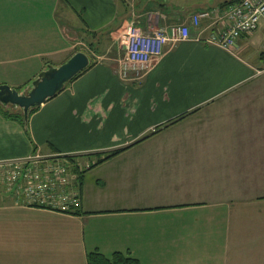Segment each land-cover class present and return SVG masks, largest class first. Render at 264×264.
Here are the masks:
<instances>
[{"label":"crops","instance_id":"obj_1","mask_svg":"<svg viewBox=\"0 0 264 264\" xmlns=\"http://www.w3.org/2000/svg\"><path fill=\"white\" fill-rule=\"evenodd\" d=\"M233 1L0 0V85L20 91L78 52L92 63L29 134L0 114V166L70 157L84 171L73 212L0 190V264H264V24L226 51L196 41L212 21L192 23ZM132 22L191 39L125 74Z\"/></svg>","mask_w":264,"mask_h":264},{"label":"built area","instance_id":"obj_2","mask_svg":"<svg viewBox=\"0 0 264 264\" xmlns=\"http://www.w3.org/2000/svg\"><path fill=\"white\" fill-rule=\"evenodd\" d=\"M202 21H212L210 26L214 29L205 40L198 37L196 41L233 51L241 37L253 34L264 24V0H241L237 4L205 10L192 17L195 27H199ZM190 39V28L186 25L173 26L170 31L157 28L144 32L132 22L119 43V54L125 74L130 66L148 68L163 55L166 46L177 45ZM53 160L48 162L56 164L48 165L42 175L30 171V175H26L28 185L23 189L19 185L17 193L19 195L21 190L24 202L30 206L66 212L76 210L81 204L80 192L78 188L74 189L67 183L65 166H60L59 161ZM71 178L75 180L78 176L73 174ZM12 180H16V175Z\"/></svg>","mask_w":264,"mask_h":264},{"label":"water","instance_id":"obj_3","mask_svg":"<svg viewBox=\"0 0 264 264\" xmlns=\"http://www.w3.org/2000/svg\"><path fill=\"white\" fill-rule=\"evenodd\" d=\"M90 66V56L85 52H78L59 67L48 66L20 91L8 85H0V106L20 111L25 125H28L31 111L54 99Z\"/></svg>","mask_w":264,"mask_h":264},{"label":"rangeland","instance_id":"obj_4","mask_svg":"<svg viewBox=\"0 0 264 264\" xmlns=\"http://www.w3.org/2000/svg\"><path fill=\"white\" fill-rule=\"evenodd\" d=\"M110 52L112 53L113 49H112V51L110 50ZM117 57L119 58L120 54L117 55ZM7 109H9V108H7ZM12 109L13 108H10V110H12ZM53 164H56V163L44 162V160H41V161L22 162L18 165L0 166V190L2 192L5 189L8 192H9V190L10 191L11 190H17L18 191L19 185L23 189L29 183V180L26 179V175H28V174L30 175V171L33 174L42 175L44 173V169L48 168L47 167L48 165H53ZM60 164H61L60 166L64 165L65 168L67 169L66 170L67 177H65V179H66L67 183L69 184V186H72L74 189L78 188V185H77L78 179H75V180L72 178L70 179V176H72L73 174H76L74 165H72V163H70V161H67V162L61 161ZM76 167L79 170V166H76ZM51 169L54 170L53 167ZM15 175H16V180H12V177ZM77 190L80 191V189H77ZM19 196H22V198H23V194L21 193V190L19 192ZM73 211H76V210H73ZM73 211H71V212H73ZM257 231L259 232L260 230H257ZM263 231L264 230H262V234L260 235L261 237H264ZM257 237H259V236H257ZM257 263L262 264L260 260H257Z\"/></svg>","mask_w":264,"mask_h":264},{"label":"trees","instance_id":"obj_5","mask_svg":"<svg viewBox=\"0 0 264 264\" xmlns=\"http://www.w3.org/2000/svg\"><path fill=\"white\" fill-rule=\"evenodd\" d=\"M239 1H241V0H239ZM235 3L236 2H234V1L230 2V3H225V4H223V7H226L228 5H234ZM91 66H92V63H91ZM36 110L31 111L30 115L33 114ZM0 114L7 120H12V121L18 122L21 125H23L26 132L29 134V124L25 125L23 114L20 111H16L14 109H12V110L5 109V108L0 106ZM122 151H124V150L116 151V152L112 153L111 155H109L107 158H111L113 156H116L119 153H121ZM66 158H68L69 161H72V159H69L70 157H66ZM52 159H54V158H52ZM75 171H76V174L78 176V181H77L78 189H80L81 184H82L81 182H82V176L84 174V171H80V169L78 170V168L76 166H75ZM79 192H80V197H81V191H79ZM88 264H140V262L138 260L132 259L129 256H126L125 254H121V253L114 254L112 258H106L102 254H100L98 252H94V253L89 254V256H88Z\"/></svg>","mask_w":264,"mask_h":264}]
</instances>
